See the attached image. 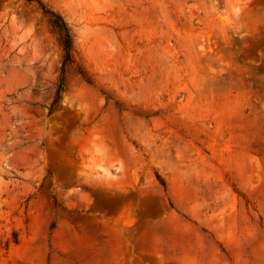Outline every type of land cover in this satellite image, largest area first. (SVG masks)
<instances>
[{"label": "rangeland", "instance_id": "rangeland-1", "mask_svg": "<svg viewBox=\"0 0 264 264\" xmlns=\"http://www.w3.org/2000/svg\"><path fill=\"white\" fill-rule=\"evenodd\" d=\"M39 1L71 62L0 0V264H264V0Z\"/></svg>", "mask_w": 264, "mask_h": 264}, {"label": "trees", "instance_id": "trees-1", "mask_svg": "<svg viewBox=\"0 0 264 264\" xmlns=\"http://www.w3.org/2000/svg\"><path fill=\"white\" fill-rule=\"evenodd\" d=\"M26 1L28 2L35 1L39 5V8L43 12V14L49 17V21L53 29L57 32L62 46V50H63L62 71H64L65 65L71 62V49H72V38L66 23L64 22V20L60 15L48 9L41 1L39 0H26ZM61 90H62V79L60 80V84L58 85L56 98L52 104V108L55 106L57 99L60 98Z\"/></svg>", "mask_w": 264, "mask_h": 264}]
</instances>
